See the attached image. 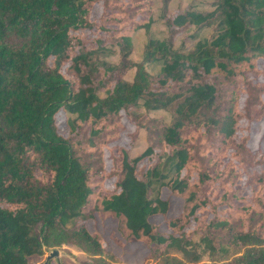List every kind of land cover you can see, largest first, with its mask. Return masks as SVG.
Wrapping results in <instances>:
<instances>
[{"label":"trees","instance_id":"trees-1","mask_svg":"<svg viewBox=\"0 0 264 264\" xmlns=\"http://www.w3.org/2000/svg\"><path fill=\"white\" fill-rule=\"evenodd\" d=\"M153 4L0 0V264L62 244L83 264H125L134 242L144 264H264V168L253 175L239 149L264 140V0L173 12L162 0V38ZM122 114L147 132L134 156L112 142ZM200 245L236 251L207 261Z\"/></svg>","mask_w":264,"mask_h":264},{"label":"rangeland","instance_id":"rangeland-1","mask_svg":"<svg viewBox=\"0 0 264 264\" xmlns=\"http://www.w3.org/2000/svg\"><path fill=\"white\" fill-rule=\"evenodd\" d=\"M212 0H169L167 12H173L175 10H183L188 5H193L195 8L200 9H210L211 5L210 2ZM161 8H162V0H154L153 4V18L154 21L151 24V30H150V36L156 37V38H162L166 36L168 33L167 27L164 24V20L161 17ZM192 29L189 30V32ZM187 34L186 32L179 35L177 40L175 41V44L177 45L179 43V38ZM209 34V29H205L204 32L200 34V37L205 36ZM148 34L144 31L143 28L137 29L132 36L133 40V48H132V58L135 60H139L142 57V51L143 47L147 41ZM193 42L188 38V44ZM118 53H113L108 55V60L112 62H116L118 60ZM151 72H155L158 69V64H148ZM133 75V70L129 69L125 73V77L128 79H131ZM139 110L146 112L151 117H162L163 121L168 123L171 120V113L169 110L164 108L159 109H148L145 105L141 106ZM121 122L124 124V128H122L119 133L118 137L113 139V143H119L124 145H130L129 149V155L134 156L141 152L147 145V132L144 128H140L136 135L134 134V125L127 121L124 114L121 116ZM64 126H61L60 129L63 130ZM261 128L257 131V136L260 135ZM133 141V142H132ZM130 142H132L130 144ZM256 142V141H255ZM256 144V143H254ZM254 144H247L246 146L239 147L240 152L242 154V157L249 165L250 171L253 175H258L262 172L264 168V158L259 159L258 153L259 150H255L256 146ZM258 146H261L262 149H264V140L261 144H256ZM261 150V149H260ZM97 165H95L96 168ZM166 195V194H164ZM261 201L264 202V194L261 196ZM173 213V211L171 212ZM160 220V216L156 217V221L158 222ZM97 230L102 233V228L98 225ZM107 231L109 233H112L109 231V228H107ZM108 232H106L108 234ZM200 234L194 235V240H199ZM221 239H224V235H221ZM59 249V252L57 255L51 257L49 260H47L46 264H83V261L87 257V253L77 247L76 245H70V244H62L57 246ZM198 250L201 253V257L203 260H211L213 258L217 260L224 259L225 257L231 256L234 254L236 249L234 247H231L230 245L227 246V251L222 250H216L214 252H210L207 249L204 250L202 245L200 247H197ZM53 248H47L44 252V254L39 255L35 258V261L33 264H44V261L46 260V255L49 254V252ZM229 249V250H228ZM124 252V253H123ZM121 260L125 264H144V256L147 253V248L144 247L139 242H134L129 245H125L121 250Z\"/></svg>","mask_w":264,"mask_h":264},{"label":"water","instance_id":"water-1","mask_svg":"<svg viewBox=\"0 0 264 264\" xmlns=\"http://www.w3.org/2000/svg\"><path fill=\"white\" fill-rule=\"evenodd\" d=\"M58 252H59V249H58L57 247L53 248V249L49 252V254L46 255V260L44 261V264H46V263H47V260H49L51 257L57 255Z\"/></svg>","mask_w":264,"mask_h":264}]
</instances>
